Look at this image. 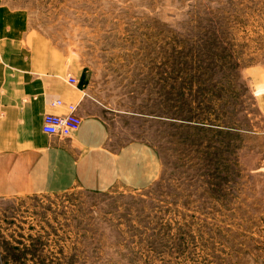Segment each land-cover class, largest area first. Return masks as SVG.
<instances>
[{"label": "rangeland", "instance_id": "1", "mask_svg": "<svg viewBox=\"0 0 264 264\" xmlns=\"http://www.w3.org/2000/svg\"><path fill=\"white\" fill-rule=\"evenodd\" d=\"M0 8L162 166L146 188L0 195V264H264V0Z\"/></svg>", "mask_w": 264, "mask_h": 264}, {"label": "crops", "instance_id": "2", "mask_svg": "<svg viewBox=\"0 0 264 264\" xmlns=\"http://www.w3.org/2000/svg\"><path fill=\"white\" fill-rule=\"evenodd\" d=\"M30 40L23 29L0 34V195L149 187L162 169L155 146L112 137L103 107L69 81L56 55ZM70 103L78 106L81 127L71 137L45 134L44 116L66 114Z\"/></svg>", "mask_w": 264, "mask_h": 264}, {"label": "built area", "instance_id": "3", "mask_svg": "<svg viewBox=\"0 0 264 264\" xmlns=\"http://www.w3.org/2000/svg\"><path fill=\"white\" fill-rule=\"evenodd\" d=\"M69 81L72 83H78L75 75L69 74ZM56 104L64 103L58 99ZM68 106V113L66 114H51L48 113L43 118V132L49 136L58 137H71L82 125V119L78 114V106L70 103Z\"/></svg>", "mask_w": 264, "mask_h": 264}]
</instances>
